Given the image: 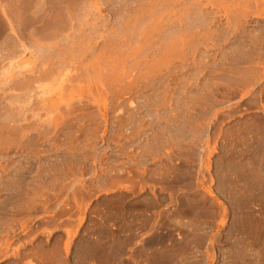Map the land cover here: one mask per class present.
I'll list each match as a JSON object with an SVG mask.
<instances>
[{"label":"rangeland","instance_id":"rangeland-1","mask_svg":"<svg viewBox=\"0 0 264 264\" xmlns=\"http://www.w3.org/2000/svg\"><path fill=\"white\" fill-rule=\"evenodd\" d=\"M0 264H264V0H0Z\"/></svg>","mask_w":264,"mask_h":264}]
</instances>
